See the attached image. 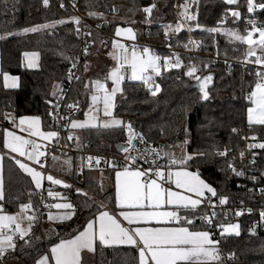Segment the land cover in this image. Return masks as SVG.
I'll return each mask as SVG.
<instances>
[{
  "label": "snow or ice",
  "instance_id": "obj_1",
  "mask_svg": "<svg viewBox=\"0 0 264 264\" xmlns=\"http://www.w3.org/2000/svg\"><path fill=\"white\" fill-rule=\"evenodd\" d=\"M42 2L45 7L49 6V0H42ZM223 3L229 6L235 5L237 8L241 7L239 0H223ZM72 6H76V0H72ZM243 6L246 7L247 13H254L257 9L264 10V0L259 3L257 0H244ZM60 7H65L63 2ZM92 7L96 6L90 4L89 8ZM99 7L108 6L99 5ZM179 7L182 8V11L179 12V19L175 25L161 24L166 38L175 36L185 28L188 32L194 30L190 22L197 21L200 0H185V3ZM193 7H195V11H190ZM156 8L157 4L153 2L150 6L142 9L146 14L144 23H152L151 17ZM16 9L17 4L9 5V0H3L4 11ZM111 11L118 12L119 9L113 6ZM88 15L91 18L104 21L105 24L108 23L103 12L90 10ZM230 15L233 22H236L240 19L241 12L233 10ZM227 17L228 12H225L224 19L226 20ZM66 23L75 25L74 32L78 38H92L85 40L82 50L85 58L90 54V48L97 43L101 47L107 45L104 38L94 36L93 31L87 25H82L81 18L77 16H73L69 20L60 19L24 27L22 32L5 31L4 34H0V41L6 40L8 36L54 31L58 25ZM131 23H135V21ZM248 26H251L250 31L247 30ZM101 27H103L102 24L96 25L97 29ZM194 27L201 28V25L196 23ZM202 30L210 34L223 32L235 41L247 45L241 62L245 65L254 63L261 66L253 74L254 84L249 86L251 90L246 95V100L251 105L247 107V125L250 130L254 126L264 127V24L258 25L255 19L247 20L245 34H241L239 30L223 29L220 26ZM136 35L132 27L115 28L116 37L126 36L129 40H135ZM167 46L170 49L173 47L171 43H168ZM177 46H181L179 42H177ZM182 46L189 51L192 48H200V44L191 39ZM111 47L112 51L109 55L116 61L115 66L106 74L104 82L100 79L91 81L94 84V91L91 95L92 104L84 113L85 119L80 120L60 115L61 103L66 95L61 83L52 85L50 94L55 98V103L52 100H46V104L50 106L47 115L52 118L53 124L57 127H59V122L64 120L66 121L64 127L70 129L126 130L127 145L121 146V151L126 155L122 161L104 159V164L114 172L115 192L112 199L119 208V217H122L128 226H124L115 213H110L103 201L97 204L94 197H90L87 192L75 189L78 197L83 199V204L80 207L87 210V217L81 225L73 228L67 237L61 236L55 227L46 230L49 238L54 236L57 242H53L46 251L36 249L38 259L34 260V264H93L89 254H95L98 247L102 250L104 247L114 245L133 246L138 252V256L133 258L136 264H222L218 248L220 240L212 238L211 228L214 220L220 215L216 208L228 205L230 198L228 195L218 192L216 187L202 177L200 167L213 163L216 158H221L224 163L219 166V171L225 174L230 173L237 178L244 177L245 172L236 167L237 157H230L231 149L225 146L221 150L215 142L206 149L198 148L193 152H188L186 148L190 141L187 137L190 133L187 127H184L185 139L182 144L169 146L179 147L181 149L179 156L174 152H162L155 148H136L133 141H138L141 144L147 143L144 134L136 131L133 122L125 121L114 115L116 97L117 94L124 96L125 89L122 85L126 78L130 81L141 82L147 91L156 97L162 91L161 85L156 83V77H161L163 72L172 69H186L184 75L196 82L199 100L208 101L211 98L210 85L213 82V75L210 73L197 75L203 70L191 61L185 65L181 56L175 52L161 56L149 47L140 46L138 48L136 45H133L129 51L128 46L118 40H113ZM59 55L63 59L71 61L66 79L69 82L80 81L81 76L73 72V69L79 70L80 57H68L63 49ZM253 57H255L254 60L251 59ZM40 58L41 54L38 51H24L22 66L26 69H39L41 67ZM203 66L206 69L208 64ZM88 67V63L85 62L84 71H87ZM0 75L3 77L5 88L20 87L19 76L10 75L2 67H0ZM109 80L112 83L111 88L106 83ZM84 87L88 89L89 86L85 84ZM101 103L102 108L99 106ZM64 106L73 116L75 112L79 111V102L66 103ZM185 114H187V110H185ZM0 117L10 124L9 128L2 130V141H0L2 147L7 150V154L0 152V264H6L9 253H15L18 250L17 240L22 242L19 245L20 251L25 248H33L39 241L40 238L34 236L33 229L41 223V217L45 213H41L39 208L33 205L31 197L39 194L37 192L28 193L29 201L19 204L16 214L7 213L5 208V204L8 202L4 180L5 159L13 162L19 170L31 177L36 190L42 189L45 180L65 189H71L72 185L51 174H46L44 171L49 157L53 164L59 160L54 152H49L51 142L56 141V146H59L61 139L60 132L53 130V125H47L48 130H42L40 115L16 117L13 113L0 112ZM17 130L27 133V137L18 135ZM231 131L239 135L241 130L232 128ZM33 138L47 143H38L37 139ZM241 138L246 141L258 140L256 134ZM66 139L71 141L74 136L69 134ZM75 139L79 141V137H75ZM77 147L79 148L81 145L78 143ZM247 149L249 151L252 149L264 150V142L248 143ZM133 151H135V155L131 154ZM256 155L255 152L252 153V159L249 162L251 165H255ZM152 156H155L156 159H150ZM244 157L245 151L242 150L239 152V159L243 161ZM42 158L45 162H42ZM164 158H166L165 163L157 162L158 159ZM101 159L99 156L81 157V174L85 167L91 170L94 166H99ZM141 162L147 164L148 167L144 168ZM34 165H39L41 170H37ZM63 165H66L65 173H71L72 160L70 157L63 161ZM261 178H264V172L261 173ZM250 179L254 184L258 182V177L255 175ZM92 183L95 185L94 191L98 190V193L105 191L102 181ZM238 187H245V185H238ZM248 191L254 192V189H248ZM259 194L264 197V188L259 189ZM39 195L40 204L48 210L46 217L47 222L51 225H66V222L71 221L78 214L77 206L58 192L48 189L47 196L63 202L47 203L45 197L42 194ZM105 199L108 198L105 197ZM202 205L205 209L211 208L212 211L209 213L202 210ZM241 205L242 207L233 213L234 216H243L245 211L249 214L252 213L251 208L243 207V201H241ZM53 209L56 211L53 212ZM259 215L260 220L264 221V209L260 210ZM224 218L227 219V214ZM197 219L201 221V225L208 226L207 230H202L195 224ZM216 226L221 229V238L226 235L238 237L241 234L238 223L225 225L223 221H217ZM252 233L256 234L255 228L252 229ZM260 251L264 253V243H261ZM228 259H235V254H230Z\"/></svg>",
  "mask_w": 264,
  "mask_h": 264
},
{
  "label": "trees",
  "instance_id": "obj_2",
  "mask_svg": "<svg viewBox=\"0 0 264 264\" xmlns=\"http://www.w3.org/2000/svg\"><path fill=\"white\" fill-rule=\"evenodd\" d=\"M159 1L161 2V0H76V6L81 13L86 15L90 10L103 12L108 20L105 29L113 33L118 25L132 26L131 23L125 24L109 20L110 15L117 13L111 11L113 6L135 11L148 7L153 2L159 4ZM61 2L64 3V8L60 7ZM239 2L241 7L237 8L235 5H226L223 0H200L197 21L190 22L194 28L191 34L200 41L198 49V52L201 53L200 56L184 52L188 49L182 45L188 43L190 38L186 29L181 30L175 36L166 38L164 35L161 24H176L178 22L175 0L164 1L155 22L152 25L144 26L143 39L161 46L156 53L161 56L170 55L172 52L167 45L171 43L172 48L176 50L175 53L181 56L185 65L191 61L203 70L201 74L210 73L213 75V82L210 85L211 98L208 101L199 100L196 82L184 75L186 69H172L163 72L161 77H156V83H159L162 88L156 97H153L139 81L124 82L122 85L125 89L124 96L117 94L114 114L117 118L133 122L137 126L138 132L143 133L150 141L163 143L165 152L171 151L177 154L181 152L179 147L169 146L182 144L185 139L184 127H187L190 133L187 137L190 141L186 148L188 152H193L198 148L206 149L213 142L221 150L225 146L229 147L231 149L230 157H237L236 167L238 170H243L245 176L237 178L230 173H222L219 171V166L223 165L224 161L221 158H216L213 163L200 167L202 177L216 187L218 192L229 196L230 202L227 206L239 201H248L255 206L258 201L264 199L259 194V189L264 188V178H261V173L264 172V150L257 149L255 165L250 164L246 167L245 160L239 159V152L244 151L246 145L253 142L246 141L241 137L256 134L258 140L264 142V127L254 126L250 130L247 125V107L250 106L245 102L244 97L250 90L249 86L254 84L255 78H244L242 68L235 63L228 62L232 59H241L247 45L235 41L223 32L210 34L202 30L220 26L223 29H234L239 30L242 34L245 33L244 19L250 13H247L246 7L243 6L244 0H239ZM259 2L261 0H257V3ZM13 3L17 4L16 10L4 11L3 0H0L1 34H4L5 31L22 32L24 27L60 19L69 20L76 16L71 6L72 0H49L48 7L43 5L42 0H9V5ZM184 3L185 0H178V7ZM90 4L96 7L90 9ZM99 5L108 7H99ZM232 10L241 12V18L236 22H233L230 15ZM190 11H195V7ZM225 12H228L226 20L224 19ZM102 22L104 25V21ZM196 23H199L201 28H195ZM74 29L73 24L66 23L58 25L54 31L8 36L6 40L0 42L1 67L4 71L20 77V87L8 89L4 87L3 77L0 75V112H14L16 116L40 115L45 128L47 125H53L52 118L47 115L50 106L46 104V100L53 99L50 94L52 85L62 83L67 77L70 61L59 55L61 49L68 57L81 50V41L75 35ZM93 34L96 37L106 38L96 31H93ZM89 39L92 38L89 37ZM177 42L181 46H177ZM24 51L40 52L41 67L39 69H26L22 66ZM218 52L219 54H217ZM204 64H208L206 69ZM85 84H87V79L81 72V80L76 83L73 90V96L79 102V111L73 116L76 118L83 117L90 105L92 88L88 85V89H85ZM185 110H187V114H185ZM0 120L3 121V124H0V141H2V130L8 126L9 122L3 120L2 117ZM232 128L240 129L239 135L232 133ZM79 138L82 141L91 139L93 148L98 152L117 154L119 153L117 146L127 142V132L119 129H83ZM1 146L2 143H0V148ZM63 156L70 157L73 161L71 170L73 185H81L91 193L90 197L96 195L99 200L104 199L115 206L112 199L114 197L113 176H111L112 189H105L103 193H98V190H93L95 185L92 182H96V180L91 175L92 169L85 167L81 174L77 171V166L80 163L78 155L71 153ZM4 165L8 201L5 208L8 212H17L19 204L29 201L28 193L37 192V190L31 177L19 170L13 162L5 159ZM106 169L107 171L111 170L110 168ZM253 175L258 177V182L255 184L250 179ZM238 184L245 185V187H238ZM248 189H254V192H249ZM66 197L77 206L78 214L71 221L66 222V225H45L43 220L45 217H41V223L34 229V236H38L39 241L33 248H25L23 251H20L18 246L15 253H9L6 264H34V260L38 259L36 249L46 251L53 242H57L56 237L49 238L46 230L55 227L61 236L67 237L73 228L84 222L88 212L80 207L83 204V199L78 197L73 187ZM31 199L33 205L36 206L37 195L32 196ZM95 202L98 204L97 200ZM201 209L207 211L204 207ZM235 221L236 219L231 217L225 222L234 223ZM238 221L240 236L226 235L223 237L224 247L235 254L239 264H264V253L260 251L261 243H264V230L258 235L251 233L254 227L264 228V223L256 215V212L244 214ZM195 224L204 229L208 228L206 225H201L199 219L195 220ZM137 256L138 252L133 246H112L104 247L102 250L98 247L92 259L94 264H136L133 258Z\"/></svg>",
  "mask_w": 264,
  "mask_h": 264
},
{
  "label": "built area",
  "instance_id": "obj_3",
  "mask_svg": "<svg viewBox=\"0 0 264 264\" xmlns=\"http://www.w3.org/2000/svg\"><path fill=\"white\" fill-rule=\"evenodd\" d=\"M71 6H72V3H71ZM73 7V6H72ZM75 13H76V16L77 17H80L81 18V21H82V25H87L92 31H96L102 35H111L110 33H108L102 23V21L100 20H93L91 17H89L88 15L86 14H83L81 13L78 9H77V6L73 7ZM175 11H176V14L179 18V9H178V0H175ZM249 19H255L256 23L259 25V24H264V13L262 12H258V11H255L254 13H250L249 15H247L244 19V24L246 25L247 23V20ZM97 24H102L103 27H101L100 29H97L96 28V25ZM74 28H75V25L73 24ZM248 29H251V26H248ZM190 34V38L191 40H194L196 42H198L200 44V41L195 38L191 33ZM89 37H81L79 38V40L81 41V50L77 53H75L74 55H71L70 57H80V61H79V64H78V71L76 69H73V72H75L76 75H80L81 76V72H82V69H83V65L85 63V61L87 60V58L91 55L92 53V48H90V54L85 58L83 56V53H82V50L84 48V43H85V40H88ZM126 42V45L128 46L129 50L131 51V48L133 45H136L138 48L140 46H144V47H149L151 49H154V50H157L159 47H161L159 44H155V43H152L148 40H142V39H135V40H125ZM191 47V46H190ZM171 52H175L176 50L173 49V48H168ZM186 54H190V55H193V56H200L201 53L198 52V49H195V48H192L191 51L187 50V51H184ZM244 57H242L241 59H232V60H228L229 63H235L237 65H239L241 68H242V73H243V77L244 78H255L254 77V73L257 69H260L261 66L259 65H256L254 63L252 64H247L245 65L244 63H242L241 61L243 60ZM251 59H255V57L251 58ZM70 61V60H69ZM227 61V60H226ZM71 67V61H70V64H69V68ZM251 73V74H250ZM197 75H201V72H198ZM78 81L76 80H73L71 82H69L67 79L65 81H63L61 84L63 85V88H64V92L66 93L65 97H64V101L61 103V107H60V115L61 116H68V117H71L73 118V114L64 106V104L66 103H76L77 100L74 98L73 96V90H74V87L76 85ZM251 90V89H250ZM248 90V91H250ZM247 91V93H248ZM247 93L245 94V97H244V100L245 102L249 105L250 103L246 100V95ZM53 103H55V98L53 97L52 99ZM77 112H75L76 114ZM74 114V115H75ZM0 124H3V121L0 120ZM66 124V121L64 120H61L59 122V127H57L56 125L53 124L54 126V130H58L60 132V141H59V146H56V141H52L51 144L49 145V152H54V154H63V155H68V154H74L76 153L78 155V158L80 159V163H81V157H88V156H93V157H96V156H99L101 157V164L99 166H94L93 168H97V167H101V168H108L105 164H104V159H109V160H117V161H122L123 157L126 155L125 153H117V154H104V153H101V152H98L97 150H95L93 148V141L91 139H86L85 141H82L80 138H79V141H77L75 139V137H78L76 135H73L70 131V128H66L64 127V125ZM69 134H72L74 136V139L69 141L66 139L67 135ZM147 143L145 144H141L139 143L138 141H133V144L135 145L136 148H139V149H144V148H149V149H152V148H155L157 150H161L162 152H165V147H164V144L163 143H155V142H152L150 141L149 139H147L145 137ZM253 142H261L260 140H257V141H253ZM47 143V142H45ZM80 144L81 147H77V144ZM127 143V142H126ZM252 143V142H251ZM245 151V157H244V160H245V166L248 167L250 165V160L252 159V153L253 152H257V149H252V150H248L247 149V145H246V149L244 150ZM131 154L135 155V151H133ZM257 154V153H256ZM257 156V155H256ZM150 159H156L155 156H152L150 157ZM52 160L49 159L46 161V166L45 167H48V164L51 162ZM42 162H45L42 158ZM158 163H165L166 162V158L164 159H158L157 160ZM80 163L78 164L77 166V170H80ZM85 163H86V160H85ZM142 163V166L144 168H147L148 165L147 164H143ZM87 168V167H86ZM240 185V184H238ZM49 188H42L40 190H37V193L39 194H42L44 197H45V202L47 203H55L57 200L51 198V197H48L47 196V190ZM53 192H56L55 189H51ZM37 194V197H38V203L36 204V206L34 205V207H38L40 212L41 213H45L44 216L42 217H45L44 220V223L45 225H50L49 222H47V217H46V213H47V209L43 208L42 205L40 204V195ZM214 199V198H213ZM215 201V200H214ZM204 207V206H203ZM242 207L241 205V201L233 204V205H230V206H222V207H217L216 208V211L218 213H220L219 217L214 220V223L212 225V228H211V231H212V238L214 240H220V243L218 245V248L220 249V255L222 257V264H239L236 260V257L235 259H228V256L230 254H232L233 252H230L228 251L224 245H223V238H221L220 236V232H221V229L218 228L216 226L217 224V221H223L225 225H227L228 223L225 222L226 220H229L231 217H234L236 219V221H238L240 219L241 216L239 217H236L234 216V212L235 210H238ZM243 207L245 209L247 208H251L253 211L252 212H256V215L259 217L260 219V215H259V212L261 209H264V199L261 200V201H258L255 206H253L252 203L250 202H243ZM207 211L210 213L212 211L211 208H207ZM225 214H227V219L225 220ZM245 214H249L247 211H245ZM42 219V218H41ZM264 223V221H262ZM207 226V225H206ZM208 227V226H207ZM36 228V227H35ZM34 228V229H35ZM255 228V235H258L261 233L262 230H264V228H261V227H254ZM33 229V231H34ZM252 233V231H251ZM253 234V233H252ZM21 243V241L17 240V245L19 246Z\"/></svg>",
  "mask_w": 264,
  "mask_h": 264
},
{
  "label": "crops",
  "instance_id": "obj_4",
  "mask_svg": "<svg viewBox=\"0 0 264 264\" xmlns=\"http://www.w3.org/2000/svg\"><path fill=\"white\" fill-rule=\"evenodd\" d=\"M117 27H132V26H123V25H118ZM133 28V27H132ZM133 31L137 34L136 35V39H142V38H140V36H139V34L140 33H137L134 29H133ZM1 34V33H0ZM112 36L113 37H111L110 38V40L108 41V46H103V47H101V46H99V49H102V48H104V47H108L107 48V51L108 50H111V44H112V41L113 40H118V41H120V42H122L123 44H126V42H125V40H129L126 36H121V37H116L115 36V30H114V32L112 33ZM1 42V41H0ZM105 50V49H104ZM104 50H103V52H104ZM154 50V49H153ZM92 51H93V49H92ZM106 51V52H107ZM156 52H157V50H155ZM158 54V53H157ZM90 58V59H89ZM85 62H87L88 63V65H89V67H88V70L87 71H84V68L82 69V74H83V76H85L86 77V79H87V84L88 85H90L91 86V88H92V90H93V87H92V83H91V81H94V79H96V78H98L99 77V75L98 74H96L95 73V70H94V66H95V64L93 65V67L92 68H90L92 65H91V63L93 62V58H92V56L91 57H89ZM22 60H23V54H22ZM40 62H41V58H40ZM0 67H1V44H0ZM33 70H36V69H33ZM10 74V73H9ZM10 75H13V76H17V75H14V74H10ZM102 76V75H101ZM130 81V80H129ZM8 89H10V88H8ZM17 89V88H16ZM116 99H117V97H116ZM90 104H91V100H90ZM90 106V105H89ZM114 111H115V109H114ZM78 112V111H77ZM8 113H13L14 115H15V113L14 112H8ZM16 116V115H15ZM29 116H31V115H29ZM16 117H19V116H16ZM73 118H76V117H73ZM81 118V117H80ZM79 119V118H78ZM41 120H42V118H41ZM10 127V124H8V126H6L5 128H9ZM41 128H42V130H48V128H45L44 127V125H43V121H42V123H41ZM76 130H78V131H80V132H78V133H76ZM70 131H71V133L73 134V135H76V136H78V137H80V133L83 131V129H70ZM17 134L18 135H24V136H26L27 137V133H22V132H20L19 130H17ZM33 139H37V142L38 143H45V142H41L38 138H33ZM181 150V149H180ZM180 150H179V152H180ZM0 152H4V153H6L7 154V150L6 149H4L2 146H1V148H0ZM177 156H179V154L181 153H176V152H174ZM57 156L59 157V160L55 163V164H53V162L51 161L49 164H48V167H45V169H44V171H45V173L46 174H51V175H53L55 178H59V179H62V180H64L66 183H68V184H71L72 185V187L74 188V189H83V190H85L84 188H82L81 187V185H73L74 184V181L71 179V173H65V171H64V168L66 167V165H63V161L65 160V159H67V158H65V157H63V155H60V154H57ZM23 159V158H22ZM30 163V165H31V162H29ZM36 168H37V170H41L40 169V167H39V165H34ZM95 168H93V170H94ZM91 171V175H92V177L96 180V182H100V181H98V179H96L95 178V174H94V171ZM112 174V175H111ZM111 176H113V182H112V184H113V189H114V192H115V188H114V179H115V177H114V172L112 171V170H109V171H107V170H105V173H104V181H103V185H104V187H105V189H107V190H111L112 189V186H111V181H112V178H111ZM34 184V183H33ZM35 187V186H34ZM42 188H49V189H55L56 190V192H58V193H60L62 196H67L68 194H69V191H70V189H65V188H63L62 186H60V185H52L50 182H48L47 180H45L44 182H43V187ZM173 190H175V188H173ZM87 193H88V195H91V193H89V191L88 190H85ZM67 193V194H66ZM94 198H96V195H95V197ZM95 200H97V202L98 203H100L101 201H103L105 204H106V207H107V210H109L110 211V213H115L116 215H117V217L119 218V219H121V222L123 223V225L124 226H128L127 225V222L126 221H123V219H122V217H119V208H118V206L117 205H115V206H112L111 204H109V202H107L106 200H104V199H95ZM59 200H57L56 202H58ZM69 201V200H68ZM55 202V203H56ZM59 202H63V201H59ZM203 207V205L201 206V208ZM53 212H55L56 210L55 209H53L52 210ZM7 213L8 214H16V212H8L7 211ZM234 223H236V222H234ZM238 224L240 225V223L238 222ZM51 225V224H50ZM132 227H134V226H132ZM202 230H207V229H204V228H202ZM114 246H130V245H114ZM112 247V246H111ZM89 256L91 257V259H92V256H93V254H89ZM93 260V259H92ZM94 264V263H93Z\"/></svg>",
  "mask_w": 264,
  "mask_h": 264
},
{
  "label": "rangeland",
  "instance_id": "obj_5",
  "mask_svg": "<svg viewBox=\"0 0 264 264\" xmlns=\"http://www.w3.org/2000/svg\"><path fill=\"white\" fill-rule=\"evenodd\" d=\"M164 1H166V0H161V2L159 1V4H157V8L156 9H154L153 10V14H152V17H151V20H152V23L151 24H146V23H144V20H145V13H143V11H142V9H136L135 11H133V10H131V9H129V10H127V9H123V8H118L119 9V11L117 12V13H114V14H112V15H110L109 16V20H111V21H118L119 23L121 22V23H131L132 21H135V23H131L132 24V27H133V29L137 32V33H140V38H142V37H144V26L145 25H152L154 22H155V20H156V18L158 17V15H159V13H160V11H161V9H162V4H163V2ZM178 9H179V12L180 11H182V8L180 9L179 7H178ZM233 11V10H232ZM256 11H258V12H263L264 10H260V9H257ZM176 12V11H175ZM176 16H177V14H176ZM178 17V16H177ZM241 18V17H240ZM179 19V18H178ZM103 23V22H102ZM173 25H175V24H173ZM186 30H187V28H185ZM251 29H248V31H250ZM108 32V31H107ZM188 32V31H187ZM108 33H110V32H108ZM188 33H191V32H188ZM110 34H112V33H110ZM242 34V33H241ZM243 34H245V33H243ZM106 38H104L106 41H107V45L106 46H108V41L110 40V38L111 37H113V36H111V35H104ZM257 38H258V33H257ZM142 40H146V39H143L142 38ZM122 43V42H121ZM126 45V44H125ZM127 46V45H126ZM107 48L108 47H104V48H102V49H99V46L98 45H95L94 46V48H93V51H92V53H91V55L89 56V57H91L92 56V58H93V62L91 63V67L90 68H92L93 67V65L95 64V68H94V70H95V73L96 74H98L99 75V77L98 78H96V79H100L102 82H104V77L106 76V74L112 69V67H114L115 66V63H116V61H114L112 58H111V56L109 55V53L112 51V48H111V50H108L107 51ZM105 49V50H104ZM103 50H104V52H103ZM107 51V52H106ZM130 51V50H129ZM152 51H154L155 53H156V51L155 50H153L152 49ZM160 55V54H159ZM88 57V58H89ZM87 58V59H88ZM90 59V58H89ZM88 59V60H89ZM102 75V76H101ZM96 79H94V80H96ZM126 81H129L127 78L125 79V82ZM107 83V86L109 87V88H111L112 87V83H111V81L109 80V81H107L106 82ZM92 87H93V90H92V92H91V95H92V93H93V91H94V84H92ZM90 100H91V97H90ZM91 104H92V100H91ZM90 104V105H91ZM101 108H102V103L99 105ZM88 111V108L86 109V111L85 112H87ZM84 112V113H85ZM115 115V114H114ZM80 120H83V119H85V116H83V117H78ZM78 118H76V119H78ZM78 132H80V131H78V130H76V133H78ZM81 134V133H80ZM63 157H67V156H63ZM72 160V159H71ZM72 165H73V161H72ZM93 170V169H92ZM105 170H107L106 168H101V167H97V168H95L93 171H94V176H95V178L96 179H98V181H102V183H103V181H104V173H105ZM77 171H79V173H81L80 172V170H77ZM83 190V189H82ZM83 191H85V190H83ZM86 192V191H85ZM95 199H97V198H95ZM59 202V201H58ZM236 223H238L239 221H235Z\"/></svg>",
  "mask_w": 264,
  "mask_h": 264
},
{
  "label": "water",
  "instance_id": "obj_6",
  "mask_svg": "<svg viewBox=\"0 0 264 264\" xmlns=\"http://www.w3.org/2000/svg\"><path fill=\"white\" fill-rule=\"evenodd\" d=\"M118 8V7H117ZM106 26H107V24H104V27L106 28ZM134 125V128L136 129V131H138L137 130V126L135 125V124H133ZM127 145V143L126 144H123V145H118L117 146V150H118V152L119 153H123L122 151H121V146H126Z\"/></svg>",
  "mask_w": 264,
  "mask_h": 264
}]
</instances>
